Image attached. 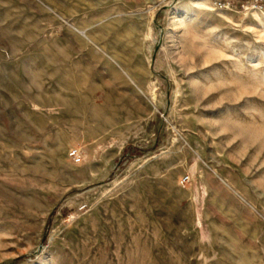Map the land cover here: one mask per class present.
<instances>
[{"label":"rangeland","instance_id":"1","mask_svg":"<svg viewBox=\"0 0 264 264\" xmlns=\"http://www.w3.org/2000/svg\"><path fill=\"white\" fill-rule=\"evenodd\" d=\"M227 1L0 0V264H264V15Z\"/></svg>","mask_w":264,"mask_h":264},{"label":"built area","instance_id":"2","mask_svg":"<svg viewBox=\"0 0 264 264\" xmlns=\"http://www.w3.org/2000/svg\"><path fill=\"white\" fill-rule=\"evenodd\" d=\"M219 5L221 4L219 3ZM236 6L243 10L258 12L264 15V0H238L236 4L233 2V0H228L225 2L226 8H232ZM68 155L74 162H79L81 160V152L78 148L70 149ZM189 181V175H185L180 179V184L185 187Z\"/></svg>","mask_w":264,"mask_h":264},{"label":"bare ground","instance_id":"3","mask_svg":"<svg viewBox=\"0 0 264 264\" xmlns=\"http://www.w3.org/2000/svg\"><path fill=\"white\" fill-rule=\"evenodd\" d=\"M262 54L264 56V46H263V49H262ZM106 102V101H105ZM107 107L106 106V103H100L97 107H96V113L97 115L99 116L100 119H102L105 114L107 113ZM36 173V172H35ZM46 173V172H45ZM41 175V174H40ZM43 175V174H42ZM45 176V175H44ZM47 177V176H46Z\"/></svg>","mask_w":264,"mask_h":264},{"label":"crops","instance_id":"4","mask_svg":"<svg viewBox=\"0 0 264 264\" xmlns=\"http://www.w3.org/2000/svg\"><path fill=\"white\" fill-rule=\"evenodd\" d=\"M96 109V108H95ZM95 112H96V110H95ZM100 119V118H99ZM103 119H105V116L101 119V120H103Z\"/></svg>","mask_w":264,"mask_h":264},{"label":"trees","instance_id":"5","mask_svg":"<svg viewBox=\"0 0 264 264\" xmlns=\"http://www.w3.org/2000/svg\"><path fill=\"white\" fill-rule=\"evenodd\" d=\"M9 264H11V263H9Z\"/></svg>","mask_w":264,"mask_h":264}]
</instances>
